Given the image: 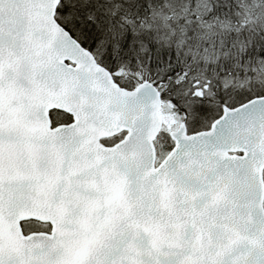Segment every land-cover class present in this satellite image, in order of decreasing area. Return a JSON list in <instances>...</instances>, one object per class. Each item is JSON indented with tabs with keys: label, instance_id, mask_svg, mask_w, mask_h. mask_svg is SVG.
I'll return each mask as SVG.
<instances>
[{
	"label": "snow or ice",
	"instance_id": "6c2138e0",
	"mask_svg": "<svg viewBox=\"0 0 264 264\" xmlns=\"http://www.w3.org/2000/svg\"><path fill=\"white\" fill-rule=\"evenodd\" d=\"M0 264H264V0H0Z\"/></svg>",
	"mask_w": 264,
	"mask_h": 264
}]
</instances>
